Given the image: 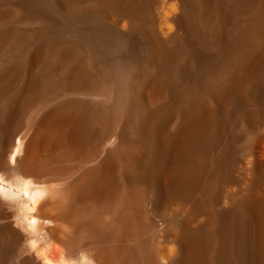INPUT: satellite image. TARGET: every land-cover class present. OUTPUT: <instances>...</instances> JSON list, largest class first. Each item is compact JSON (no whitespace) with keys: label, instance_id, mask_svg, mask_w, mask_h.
Returning a JSON list of instances; mask_svg holds the SVG:
<instances>
[{"label":"bare ground","instance_id":"6f19581e","mask_svg":"<svg viewBox=\"0 0 264 264\" xmlns=\"http://www.w3.org/2000/svg\"><path fill=\"white\" fill-rule=\"evenodd\" d=\"M0 264H264V0H0Z\"/></svg>","mask_w":264,"mask_h":264}]
</instances>
